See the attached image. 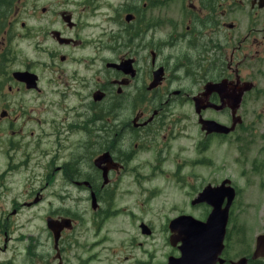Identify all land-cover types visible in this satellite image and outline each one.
I'll use <instances>...</instances> for the list:
<instances>
[{"label":"flooded vegetation","instance_id":"obj_1","mask_svg":"<svg viewBox=\"0 0 264 264\" xmlns=\"http://www.w3.org/2000/svg\"><path fill=\"white\" fill-rule=\"evenodd\" d=\"M263 4L182 0L169 23L168 0H0V264H155L160 245L171 252L156 264L180 258L170 225L186 215L158 230L144 214L163 180L196 196L205 220L214 203L206 189L237 197L230 178L199 185L198 167L216 153L249 159L259 131L248 116L264 108V24L253 20ZM246 10L249 19L237 16ZM97 42L112 55L81 54ZM137 196L138 232L106 247L108 221L136 224L118 199ZM228 225L224 264H264L256 244L232 254Z\"/></svg>","mask_w":264,"mask_h":264},{"label":"rangeland","instance_id":"obj_2","mask_svg":"<svg viewBox=\"0 0 264 264\" xmlns=\"http://www.w3.org/2000/svg\"><path fill=\"white\" fill-rule=\"evenodd\" d=\"M181 1L182 0H177L175 2L174 0H168L169 5L167 8V14L169 23H171L170 20L174 21V18L177 17V14L180 13ZM240 15H244L249 19L250 12L248 10L242 11L237 14V16ZM232 18L235 19L236 17L234 16ZM253 20L264 24V10L260 12V15L255 13ZM40 46L47 48L49 44L40 43ZM108 46V44L102 45L101 42H97L96 44H93V46L88 45L85 50L81 51V54L86 56H111L112 49L107 48ZM119 48H123V46L116 47V49ZM21 49L25 55L31 51V47L27 46L26 41H24ZM183 50L185 51L186 49L183 48ZM262 75H264V61L262 66ZM258 82L259 86L264 89V76H260L258 78ZM262 103L264 105V95L262 97ZM251 119L254 120L253 124L256 125L259 133L256 139L253 141L251 139L248 140L255 142L253 145L250 144L251 142L248 144V160L239 162L234 158V153L231 154V157L227 156L226 158H224L223 154L216 153L214 155V163H205L204 165H207V167H204L203 165L198 167L200 171L198 180L199 185L207 183V181L220 182L224 178H230L239 188V193L233 203V206L231 207L227 235L228 249L232 251V254H237V256H241L246 251L254 249L257 237L264 234V108L257 113H250L248 120ZM26 136H31L30 129L24 131L23 137ZM184 141L186 142V140ZM20 147L21 145L18 148ZM251 148L254 149L253 152ZM20 151H22V154L26 155V151L24 149L21 148L20 150H17V152ZM188 151L190 150L186 149L183 153H189ZM183 159L192 160V156L190 157L184 155ZM16 175L15 179L21 182L22 174ZM13 178V174L10 173L7 175V180H9V182ZM181 179L191 180V178H188L185 174L181 176ZM194 180H196L195 177ZM161 185H163L165 188L163 191H161L162 198L152 203L151 207L147 209V212L144 214L145 219L149 221V223L152 222L159 230L162 229L167 217L172 218L173 216L180 213L181 215L186 216L191 215L198 220H205L203 217L206 216V210L204 212V209L192 208L191 206V201L196 198V196H194L196 194L194 189L191 191L194 197L190 198L186 195L184 190H180L182 188H170V183L168 181L163 180ZM71 195L76 194L72 193ZM136 195H138V193H136ZM138 199L142 200V197L137 196L134 199L119 198L118 202L124 206L119 210L122 211L125 209L130 214L132 212L138 213L140 208L133 207L132 204H130L131 201ZM83 216L85 217V214ZM87 216L90 217L92 214H87ZM132 217L135 219V221L138 218L137 215ZM136 227L138 228L137 221L136 224H134V222L128 220L122 215L117 220L111 219L107 222L106 228L103 229V235L105 237L108 236L109 238H112L111 242L105 246L114 247L113 241L115 239H127L124 238L122 235L123 233H137L138 230ZM161 237L162 234L159 233L158 238ZM162 246L163 245H160L152 254L155 264L157 262L167 261L168 257L170 256V249H165ZM177 254H179V252H177Z\"/></svg>","mask_w":264,"mask_h":264},{"label":"water","instance_id":"obj_3","mask_svg":"<svg viewBox=\"0 0 264 264\" xmlns=\"http://www.w3.org/2000/svg\"><path fill=\"white\" fill-rule=\"evenodd\" d=\"M264 6V4H263ZM206 129L214 125L210 120H202ZM214 197L212 211L205 221L198 220L192 216H182L172 221L170 227L177 241L182 242L180 251L182 256L177 259H170L168 264H224L222 258L225 249V237L229 223V212L236 197L235 189L219 187L211 193L206 189L202 193L203 200ZM219 198H217V197ZM228 201L224 203V199ZM202 201V200H198ZM174 239V237H173ZM254 257H264V234L256 241ZM232 264H247L245 258L232 262Z\"/></svg>","mask_w":264,"mask_h":264}]
</instances>
